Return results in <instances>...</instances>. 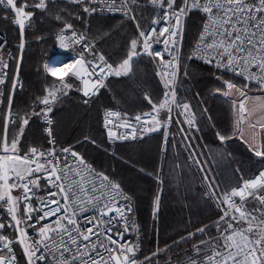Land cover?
Segmentation results:
<instances>
[{"label":"snow or ice","instance_id":"obj_1","mask_svg":"<svg viewBox=\"0 0 264 264\" xmlns=\"http://www.w3.org/2000/svg\"><path fill=\"white\" fill-rule=\"evenodd\" d=\"M66 2L80 5L83 13L89 16L98 9L118 12L133 21L136 34L129 39L124 56L114 65L104 55H97L95 50L96 40L109 33L90 38L86 29L77 31L67 17L79 18V12L61 9L67 12V17L60 12L52 13L49 4L55 5L56 0H0V8L9 14L3 18L19 29L18 49L21 53L26 47V29L32 27L34 15L33 11L26 9L33 8L62 23L63 26L54 34L60 48H68L71 44L82 45L84 49L74 65L65 66L74 68L71 76L82 87L60 76L64 69L45 65L46 73L58 78L59 82H49L43 93L31 101L30 111L14 109L13 97L22 84L18 76L11 82L7 107L0 112V118H3L0 132V209L6 210L10 217L7 227L17 235L10 239V234L2 231L6 227L5 222H0V264H18L14 242L22 247L27 264H161V255L164 256L163 264H264V169L245 178L237 167L233 169L234 183L222 190L223 181L217 179L219 173L215 169L231 154L217 153L220 157L217 160L216 155H212L213 149L205 152L198 143H193L196 138L192 135L201 131L200 124L207 119L215 129L221 147L238 136L255 157L264 161V95L249 94L250 83L264 92V0H148L154 12L150 21L142 16L137 19L139 0ZM193 11L202 14V27L191 53L185 57L180 50V42L185 18ZM7 44V37L0 36V49ZM156 44H162V50H156ZM84 53H91L92 58L88 59ZM145 55L158 66L156 75L161 78L163 96L154 101L149 93H145L144 99L151 109L134 116L121 110L105 109L103 127L108 140L110 143L135 140L138 133L142 138L146 132L164 129L160 151L166 161L169 147L167 129L175 120L180 126L179 143L187 155L181 163L178 152H174L177 159L173 163L171 178L179 186L183 173H198L200 186L204 189L200 198L211 202L221 215L215 222L188 232L171 244L157 246L150 256L138 259L140 235L139 227L130 219L132 197L117 180L94 169L74 150L75 145L57 150L54 120L49 113L71 89L82 92L87 98L83 103L88 104L100 89L108 87L106 81L109 77L124 76L135 80L133 65L137 58ZM193 58L247 82L239 86L223 75L217 77L222 86L215 88L213 94H219L231 106L233 120L230 130L216 128L206 108L198 112L190 101L178 96V78L181 73L188 76L184 61ZM8 67L9 63L0 56V86L7 82L8 74L4 70ZM250 101L256 102L254 108L249 107ZM33 116L40 117L46 124L43 132L50 147L19 146ZM118 129L125 131L118 132ZM83 142L96 143L87 135ZM176 145L177 141L173 140L171 147L176 149ZM162 172L163 164L149 175H155L158 184L163 185ZM42 179L46 182L44 185L40 183ZM15 189L21 190L19 195H13ZM41 190L46 196H38ZM57 196L60 199H54ZM34 200L37 201L35 204ZM160 203L161 190L158 188L152 203L154 218ZM89 210L94 211V216L80 215ZM81 219L85 222L80 223ZM29 228L38 238L30 235ZM210 228H215V235L208 234L207 229ZM130 231L136 233L134 242L125 240ZM197 234L205 238L194 240ZM189 241H192L191 254L184 249L183 255L177 253L179 258L174 259L170 254L172 248Z\"/></svg>","mask_w":264,"mask_h":264},{"label":"trees","instance_id":"obj_2","mask_svg":"<svg viewBox=\"0 0 264 264\" xmlns=\"http://www.w3.org/2000/svg\"><path fill=\"white\" fill-rule=\"evenodd\" d=\"M61 9H67L73 13L79 12V18L67 17V12ZM26 10L33 11L34 15L32 27L25 32L26 47L20 59V52L16 47L19 42L18 28L10 20L3 18L9 14L0 8V31L7 37V49L12 50L9 56L10 81L16 69L19 68L22 83V88L18 87L13 97V107L21 112L30 111L31 101L36 95L43 93L44 87L49 82L53 80L59 82L58 78H53L46 73L45 65H48L52 59L63 61L70 59L73 53L72 51L57 53L54 34L63 26L61 22L40 10L34 8ZM49 10L52 13L60 12V15L70 19L77 31L86 29V34L90 38L109 33L97 39L96 42L114 65L124 56L129 39L136 34V27L132 20L119 15L98 12L89 16L83 13L80 5L67 3L66 0H56L55 5L49 4ZM137 11L139 19L142 16L150 21L152 9L140 7ZM202 19V14L197 11L191 12L185 18V30L180 43V50L185 57L193 49L201 29ZM184 63L187 64L188 76L184 77L181 73L178 78V96L190 101L198 112L201 108H206L207 115L211 116V122L216 125V128L230 130L233 120L231 106L225 98L219 94H213L215 88L222 86V82L217 77L223 75L225 79H231L239 86L247 82L195 58L185 60ZM133 71L135 80L124 76L109 77L106 81L108 87L102 88L88 104L83 103V95L80 91L75 88L69 90L68 94L54 106L53 116L57 146L75 145L74 150L81 154L94 169L117 180L123 190L132 197L134 222L139 227L140 235L138 255L144 258L150 256L157 246L171 244L181 236H186L188 232H195L203 225L215 222L221 213L211 202H205L200 198L204 189L200 186L201 178L198 173H183L179 186L171 178L173 163L177 159L174 152H178L181 163L187 155L179 143L181 137L178 128L180 126L175 123V120L172 122V136L165 154L166 161L160 151L161 134L143 136L135 140L109 142L106 129L103 127L105 108H116L134 114L151 107L144 99L145 93H149L154 101L162 98L163 84L161 78L156 75L157 70L150 57L145 55L137 58ZM64 79L80 86L79 82L71 76V72H67ZM249 89L253 93H262L251 83ZM200 127L201 131L194 134L196 139L193 143H198L205 152L209 148L213 149L212 155H216L217 160L220 159L217 153L231 154L227 161H221V166L215 169L219 173L217 179L223 181L222 190L230 188L234 183L233 169L239 167L245 178L264 169V161L255 157L249 151L248 145L238 136L228 140L221 147L215 135V129L210 126L207 119L201 122ZM2 128L3 118L0 121V132ZM43 129L44 124L41 118L33 116L25 128L19 146L26 148L28 145H43L46 148L47 136ZM86 135L91 136L96 143L83 142ZM173 140L177 141L176 149L171 147ZM161 164H163L161 174V178L164 179L163 185L158 184L155 175H149V173H155ZM158 188L161 190V203L154 218L152 203ZM252 206L249 205V207ZM207 232L209 235H215V228L207 229ZM133 234L136 240V233L133 232ZM203 238L205 237L197 234L193 239ZM191 243L192 241H189L186 244L182 243L179 247L174 246L170 254L174 259H178L177 253L183 255V250L188 249L190 255ZM17 257L18 264H27L19 251H17ZM159 259L163 264L164 256L161 255Z\"/></svg>","mask_w":264,"mask_h":264},{"label":"built area","instance_id":"obj_3","mask_svg":"<svg viewBox=\"0 0 264 264\" xmlns=\"http://www.w3.org/2000/svg\"><path fill=\"white\" fill-rule=\"evenodd\" d=\"M139 3H140V7H144V8H149V9H152L151 8V6H150V4L148 3V0H139ZM139 7V8H140ZM137 10H138V8H137ZM97 12L98 13H102V14H108V15H119V16H122V14H120V13H110V12H107V11H100L99 9L97 10ZM136 15H137V19H139L138 18V11H136ZM154 16V12L151 14V18ZM151 18H150V20H151ZM130 20V19H129ZM143 26V25H142ZM201 27H202V25H201ZM18 28V27H17ZM18 31H19V29H18ZM70 31V30H69ZM0 36H5L1 31H0ZM54 40H55V42H56V50H57V53L58 54H62V53H64V52H68V51H72L73 53L71 54V57L73 58V59H76V57H78V56H80V54L82 53V52H84V49H83V46L82 45H71V44H69V47L68 48H60L59 47V44H58V41L54 38ZM181 43V42H180ZM18 44H19V42L16 44V47L18 48ZM7 46V45H6ZM4 47L3 49H0V56H2L3 57V59L5 60V61H7L8 63H9V56H10V54L12 53V50H10V49H7V47ZM154 48L156 49V50H162V48H163V45L162 44H156V45H154ZM75 50H77V52H74ZM95 50H96V54L97 55H104L105 56V58L110 62V60L108 59V57L100 50V48H99V46H98V43L96 42L95 43ZM20 52V51H19ZM85 55H86V57L88 58V59H91L92 58V54L91 53H84ZM21 56H22V53L20 52V59H21ZM167 58V57H166ZM196 59V58H195ZM151 60H152V58H151ZM197 60H200V61H202V62H204L203 60H201V59H197ZM153 61V60H152ZM111 63V62H110ZM205 63V62H204ZM155 65V68H156V70L158 71L159 69H158V66L156 65V64H154ZM209 65H211V64H209ZM19 67V66H18ZM4 71H6L7 72V82H6V84L5 85H3V86H0V112H4L5 111V109H6V107H7V102H8V99H9V95H10V93H11V82L18 76L19 77V81H20V83H21V80H20V74H19V68H17L16 69V72H15V74H14V76H13V79H12V81H10V71H9V67L7 68V69H5ZM228 73V72H227ZM230 74H232V73H230ZM232 75H234V74H232ZM80 87H82V85H80ZM102 89H100V91H101ZM99 91V92H100ZM82 93V92H81ZM163 96V95H162ZM84 99H87V98H85V97H83V100ZM105 109H112V110H120V109H116V108H111V107H108V108H105ZM105 109H104V111H105ZM150 109H151V107L149 108V109H147V110H144V111H141V112H148V111H150ZM122 111V110H121ZM123 112V111H122ZM138 113H140V112H138ZM175 113V112H174ZM174 113H173V116H174ZM135 114H137V113H134V114H129L130 116H134ZM49 116H50V118H52L53 120H54V116H53V111L51 112V113H49ZM2 120V118H0V121ZM42 120V119H41ZM43 122V121H42ZM103 122H104V112H103ZM43 124H44V127H46V124L43 122ZM171 127H172V124L168 127V129H167V131H168V134H169V140H170V137L172 136V130H171ZM184 127L185 128H187V125H184ZM125 131V129H118V132H124ZM106 133H107V131H106ZM196 132H193L192 133V135L194 136V134H195ZM156 134H161L162 135V141H163V137H164V129H160V130H158V131H152V132H146L143 136H153V135H156ZM139 137H141L140 136V134L138 133L137 134V138H139ZM129 140H131V139H129ZM48 147H50V145H48L46 148H48ZM59 148L60 147H58L57 146V150H59ZM258 174V173H257ZM40 183H41V185H44L46 182H45V180H41L40 181ZM50 187V186H49ZM20 189H15V190H13V195L14 196H16V195H19L20 194ZM38 196H41V197H43V196H46V193L43 191V190H41L39 193H38ZM54 199H60V197L59 196H57V197H54ZM37 201L36 200H34L33 201V203L35 204ZM55 205H53V207H54ZM132 206H133V213L130 215V219L132 220V221H134V205H133V203H132ZM23 213V205H21V214ZM94 211H92V210H89V211H87V212H84V213H82V214H80L82 217H92V216H94ZM51 219H55V217H52ZM10 221V217L8 216V214H7V212H6V210H3V209H0V222H5V224H6V227H5V229L4 230H2L3 232H4V234H10V239L11 238H13V237H15L17 234L12 230V229H9L8 227H7V223ZM85 221L83 220V219H81L80 220V223H84ZM13 224H14V222H13ZM37 227H39V225H37ZM28 231H29V233H30V235L32 236V237H35V238H38V236H37V234L35 233V232H33L32 231V229H28ZM125 240H128V241H130V242H134V241H136L135 240V238H134V234H133V231H130L128 234H126L125 235ZM13 247H14V251L16 252V254H17V251H19L21 254H22V256H23V258H24V260H25V262L27 263V260H26V257L24 256V254H23V249H22V247H20L19 246V244L18 243H15L14 242V244H13ZM137 258L138 259H143V257H140L139 255H138V253H137ZM17 259H18V257H17Z\"/></svg>","mask_w":264,"mask_h":264},{"label":"crops","instance_id":"obj_4","mask_svg":"<svg viewBox=\"0 0 264 264\" xmlns=\"http://www.w3.org/2000/svg\"><path fill=\"white\" fill-rule=\"evenodd\" d=\"M79 58H80V56L76 57V59H79ZM61 61H63V60L52 59L49 61L48 66L52 64V66H55V67H63L66 65H74V63H75V59H73L72 57L70 59H64L63 62H61ZM58 62H60V63L58 64ZM73 70H74V68H68L67 67V72H72ZM67 72H64V74H66ZM60 76H62V75H60ZM64 76L65 75H63V77Z\"/></svg>","mask_w":264,"mask_h":264},{"label":"rangeland","instance_id":"obj_5","mask_svg":"<svg viewBox=\"0 0 264 264\" xmlns=\"http://www.w3.org/2000/svg\"><path fill=\"white\" fill-rule=\"evenodd\" d=\"M61 62H63V61H61ZM60 62H58V64H59ZM48 66V65H47ZM49 66H52V64L51 65H49ZM59 68H61V69H64V71H62L61 73H60V75H65L64 74V72H67V67H65V66H63V67H59ZM16 72V71H15ZM22 84V83H21ZM250 95H253V96H259V95H264V92H262V93H252L251 91H250V93H249ZM255 103L256 102H252V101H250L249 102V107L250 108H254L255 107ZM247 134V133H246Z\"/></svg>","mask_w":264,"mask_h":264}]
</instances>
